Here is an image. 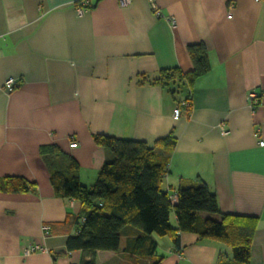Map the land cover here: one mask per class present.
I'll return each instance as SVG.
<instances>
[{
  "label": "crops",
  "instance_id": "0c3cea01",
  "mask_svg": "<svg viewBox=\"0 0 264 264\" xmlns=\"http://www.w3.org/2000/svg\"><path fill=\"white\" fill-rule=\"evenodd\" d=\"M81 1L0 0V178L19 176L37 186L34 193L0 192V264L88 260L67 248L83 219L81 204L55 194L42 147L57 145L74 158L81 183L92 187L112 159L94 135L153 147L170 133L176 146L163 190L204 182L223 214L256 218L251 264H264V0H154L161 17L150 0L127 7L89 0L78 13ZM193 44L205 45L210 70L192 88L172 97L166 88L137 85L138 74L191 71ZM8 78L17 82L10 93L3 89ZM251 92L259 95L254 110ZM188 98L190 110L175 119L176 105ZM43 226L51 236L44 238ZM138 235L126 226L120 249L96 252L95 264H151L136 252ZM152 238L162 264L232 261L229 247L196 233H180L179 246ZM36 243L47 252L24 257Z\"/></svg>",
  "mask_w": 264,
  "mask_h": 264
},
{
  "label": "trees",
  "instance_id": "16d2710c",
  "mask_svg": "<svg viewBox=\"0 0 264 264\" xmlns=\"http://www.w3.org/2000/svg\"><path fill=\"white\" fill-rule=\"evenodd\" d=\"M188 54L193 63L191 71L173 67L162 69L153 77L138 74L137 85L166 88L172 97L184 86L192 88L198 78L209 72L210 64L204 44L190 45ZM93 140L109 151L112 159L103 164L92 187L81 183L78 163L57 145L40 149L55 194L81 204L83 219L78 223V234L67 241L69 250H81L88 257L80 264H95L98 251H118L126 226L139 231L134 240L136 252L151 257V264H162L164 260L156 254L152 235L169 237L179 246L182 232L196 233L201 239L229 247L232 261L228 264H251L256 218L223 214L216 194L204 182L183 183L176 192L175 205L169 198L170 191L163 190L169 154L176 146L173 133L157 140L153 147L142 141L102 134L94 135ZM36 189V183L23 177L0 178V192L23 194Z\"/></svg>",
  "mask_w": 264,
  "mask_h": 264
},
{
  "label": "built area",
  "instance_id": "2783aa9c",
  "mask_svg": "<svg viewBox=\"0 0 264 264\" xmlns=\"http://www.w3.org/2000/svg\"><path fill=\"white\" fill-rule=\"evenodd\" d=\"M118 2H119L121 7H127L131 3V0H118ZM150 2H151V8H152L153 13L157 17H161L162 14L160 12V9L156 5L155 1L154 0H150ZM80 5L81 6H78V8H77L78 13H81L85 9H88L90 7L89 0H82L80 2ZM227 17L229 19L232 18L231 8H230V11L227 14ZM171 22H172L173 25L175 24L174 20H171ZM16 87H17V82H16V80L14 78H8L4 82V85H3V89L6 92H9V93L12 92ZM250 100H251V107L254 110L256 108V106L259 104V95L256 94L255 92H251L250 93ZM189 110H190V101H188V100L180 101L176 105V107L174 109V118L175 119H179L183 114L188 113ZM220 129H221V134L222 135H227L228 134V131L224 128V126L221 125ZM254 135L258 138L259 137V130H257ZM260 145H264V143L262 141H260ZM77 146H78L77 142L73 138H71L70 139V147L71 148H75ZM169 198H170L172 204L175 205L177 203V198L178 197H177V193L176 192H170ZM42 229H43L44 238L51 236V230H50L49 226H43ZM37 252H47V249L44 246H42L41 244L36 243V244L31 245L30 247L26 248L25 251H24L23 256L24 257H28V256H30V255H32L34 253H37Z\"/></svg>",
  "mask_w": 264,
  "mask_h": 264
},
{
  "label": "rangeland",
  "instance_id": "374dc122",
  "mask_svg": "<svg viewBox=\"0 0 264 264\" xmlns=\"http://www.w3.org/2000/svg\"><path fill=\"white\" fill-rule=\"evenodd\" d=\"M176 95H177V96H181V92L178 91ZM171 221H172V223H174V221H173V215H172V217H171Z\"/></svg>",
  "mask_w": 264,
  "mask_h": 264
}]
</instances>
